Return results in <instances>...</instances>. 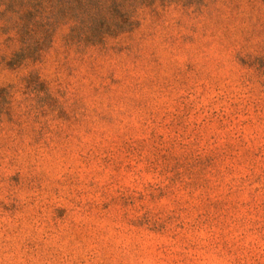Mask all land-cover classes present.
<instances>
[{
    "label": "rangeland",
    "instance_id": "rangeland-1",
    "mask_svg": "<svg viewBox=\"0 0 264 264\" xmlns=\"http://www.w3.org/2000/svg\"><path fill=\"white\" fill-rule=\"evenodd\" d=\"M134 16L40 55L0 20V264H264V0Z\"/></svg>",
    "mask_w": 264,
    "mask_h": 264
},
{
    "label": "trees",
    "instance_id": "trees-1",
    "mask_svg": "<svg viewBox=\"0 0 264 264\" xmlns=\"http://www.w3.org/2000/svg\"><path fill=\"white\" fill-rule=\"evenodd\" d=\"M156 2L189 10L201 8L207 0H0V20L14 30L16 40L22 43V52L35 43L36 54L40 55L45 44H52L62 28L66 29L65 45L83 51L131 32L136 26L134 14ZM25 35L31 41L28 44L21 41ZM36 54H28L26 59Z\"/></svg>",
    "mask_w": 264,
    "mask_h": 264
}]
</instances>
